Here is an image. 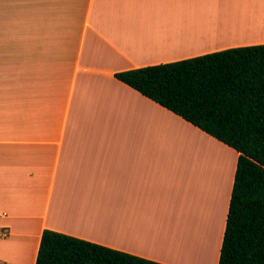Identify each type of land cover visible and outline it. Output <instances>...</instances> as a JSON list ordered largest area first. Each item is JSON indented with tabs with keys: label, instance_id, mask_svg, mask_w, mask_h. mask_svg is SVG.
<instances>
[{
	"label": "crops",
	"instance_id": "obj_1",
	"mask_svg": "<svg viewBox=\"0 0 264 264\" xmlns=\"http://www.w3.org/2000/svg\"><path fill=\"white\" fill-rule=\"evenodd\" d=\"M188 2L183 24L223 14L226 31L170 48L173 33L146 30L143 0H0V264H35L45 228L165 264L196 263L170 255L179 244L218 263L238 152L115 77L264 43V0ZM215 222L213 253L200 235L212 243Z\"/></svg>",
	"mask_w": 264,
	"mask_h": 264
},
{
	"label": "trees",
	"instance_id": "obj_2",
	"mask_svg": "<svg viewBox=\"0 0 264 264\" xmlns=\"http://www.w3.org/2000/svg\"><path fill=\"white\" fill-rule=\"evenodd\" d=\"M115 77L238 152L217 264H264V43ZM35 264H165L45 228Z\"/></svg>",
	"mask_w": 264,
	"mask_h": 264
},
{
	"label": "bare ground",
	"instance_id": "obj_3",
	"mask_svg": "<svg viewBox=\"0 0 264 264\" xmlns=\"http://www.w3.org/2000/svg\"><path fill=\"white\" fill-rule=\"evenodd\" d=\"M188 1H193V2H191V6H193L192 4H194V5L196 4V6H198V7H201V5H202L201 3H203V2H200L201 5H198L199 4L198 0H153V1L146 0V3H145L146 5L144 4V8H157V9H159V6L162 5L163 8H166V9L168 8L167 10H170V7L175 6L177 3H179V4H183L184 5L185 9L180 11V12H183V14H184V13H188V12H186L187 11L186 8L190 7L188 5L189 4ZM147 2H154V3H147ZM208 7H209V5H208ZM204 9H206L205 6H204ZM209 9H211V8H209ZM214 9H215V6H214L213 10ZM209 18L211 20L208 21V22L199 23V24L198 23H193L192 26H187V25H185L183 23H180V24H177L176 26H174V28L172 29L174 31H171L169 33V34L173 33V34L170 35V47H177L178 48V46H181L183 44V42H185L187 40H189V43H192V42H194L195 40H198V39H204V38H208V37H216L219 34L223 33L224 30L226 31V29H227L226 24L227 23H226L225 19H229L227 15H223L222 14L221 15V20H218L217 16H214V15L209 16ZM228 30H230V29H228ZM192 36H194V39H192ZM161 43H163V45L167 44V39L164 38V37L161 38ZM187 199H189V198H187ZM215 223H214V227L213 228L216 227ZM213 230H216V229H213ZM202 242H203V240H202ZM201 246L204 247L205 249H207V247H208L209 250L210 251L212 250L213 253L216 250V243L215 244L210 243L208 245V242L205 241L204 244H202ZM202 249H201V252L203 253ZM170 255H173L178 260H185V261L187 260L189 262L192 261L195 258V257H187V256H189L188 250L182 244L176 245L174 251L173 252L170 251ZM209 257H208V259H209Z\"/></svg>",
	"mask_w": 264,
	"mask_h": 264
},
{
	"label": "rangeland",
	"instance_id": "obj_4",
	"mask_svg": "<svg viewBox=\"0 0 264 264\" xmlns=\"http://www.w3.org/2000/svg\"><path fill=\"white\" fill-rule=\"evenodd\" d=\"M148 1H153V0H148ZM145 3H146V0H143L141 15H142V19H143L144 25L148 24V26H146V30L147 31L169 30L171 32V31H174L172 29L177 24H180V23H189L190 21H192V19H190V18H189V20H185L186 14H183V12H180L181 10L184 9V5L183 4L177 3L175 6L170 7V10H167L168 8L167 9L166 8H163L162 5L159 6V9H157V8H144V4ZM147 3H154V2H147ZM136 4H137V6H139L141 4V0H137V3ZM190 9H191L190 12L187 14L189 16H191L193 14V11H195L192 8H190ZM149 20H154V22L153 23H147ZM168 28H170V29H168ZM205 145H206V149H207L206 150V153H205L206 163L211 164V167H213L212 169H210L209 171H207L205 173V176L207 177V181H208V186L207 187L208 188H211V190L214 189V190H216L218 192V190L215 187V185H216V179H217V181H219L221 179V177H223V176H221L220 173L218 174V171L220 169L217 168V167H215L214 164H215V160L217 159V157H219V155H214V150L210 146L209 143H206ZM211 175L213 176V180H210ZM210 181H212V182H210ZM210 199L213 200V198L211 197V195H210V197L209 196L207 197V200L208 201ZM215 226L216 227L213 228V229H216V230L212 231V236H213L212 243L213 244L216 243V250H217V245L219 243V238H220L219 236H220L221 229H220V225H219L218 222L215 223ZM199 231H200V228H199ZM197 234H198V232H197ZM206 234H207L206 232H202V234L200 235V238L204 242L207 241V239H205V238H207V235ZM216 250H215V252H216ZM194 260L196 262L195 264H211L212 263L211 261L213 259L211 261L207 262L205 256L200 255V254L199 255L196 254ZM179 261H181V260H179ZM178 264H188V263H178Z\"/></svg>",
	"mask_w": 264,
	"mask_h": 264
}]
</instances>
